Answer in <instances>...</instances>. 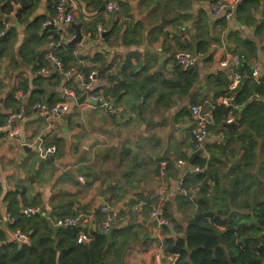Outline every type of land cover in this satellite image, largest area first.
Listing matches in <instances>:
<instances>
[{
    "label": "crops",
    "instance_id": "0c3cea01",
    "mask_svg": "<svg viewBox=\"0 0 264 264\" xmlns=\"http://www.w3.org/2000/svg\"><path fill=\"white\" fill-rule=\"evenodd\" d=\"M25 1L26 6L21 0H0V32L3 22L9 26L4 36L0 34V126L5 127L0 132V228L7 241L18 243L12 213L24 208H39L40 216L61 227L59 221L79 212L98 220L97 213L108 205L120 218L118 228L133 226L137 234L124 264H178V256L164 252V240L185 239L198 210L196 201L205 197L210 212L219 217V234L232 226L233 248L259 255L264 245V135L253 123V145L248 149V141L231 136L237 125L230 110L226 117L215 115L205 145L208 155L197 156L191 107L213 103L217 111L223 106L219 100L231 79V66L223 67L221 61L229 54L239 57L245 79L264 85V31L256 32L264 19V3L255 14L256 23L248 24L236 16L222 22L214 17L216 0H114L118 10L111 15L106 12L110 0H75L73 22L62 41L56 28L45 38L46 22L37 32L40 39L31 38L28 29L37 19L48 21L57 13L53 16L51 0ZM77 25L83 37L78 43L73 42ZM238 40L252 44L253 50L242 55L246 49ZM203 41L205 52L198 49ZM53 43L60 46L55 50ZM186 45L191 46L187 51L206 58L197 65L198 80L181 90L167 83L176 80L174 56ZM53 51L86 82L93 71L104 82L84 89L78 79L68 81L45 60ZM42 68L49 73L42 74ZM122 83L128 89L119 93ZM219 91L225 93L216 96ZM90 93L106 95L115 113L79 102ZM253 97L249 102L262 99ZM36 105L46 106L47 112ZM54 107L65 110L56 115ZM21 108L22 118L8 126L9 115ZM49 147H56V153L41 158L40 149ZM248 155L252 159L245 167ZM196 159L206 164L207 176L212 164L213 174L205 193L201 182L189 183L186 196L194 207L185 208L179 201L184 196L179 183L193 180ZM161 198L164 216L176 227L173 233L150 216ZM100 224L98 220L97 229ZM89 237L82 231L80 240L87 243ZM225 251L230 253L228 247Z\"/></svg>",
    "mask_w": 264,
    "mask_h": 264
},
{
    "label": "trees",
    "instance_id": "16d2710c",
    "mask_svg": "<svg viewBox=\"0 0 264 264\" xmlns=\"http://www.w3.org/2000/svg\"><path fill=\"white\" fill-rule=\"evenodd\" d=\"M57 1L51 0L53 4H50V7L53 16L57 13ZM262 3H264V0H243L236 8V19L240 22L255 24L256 20L254 21V17ZM35 22V25H31L28 31L31 33L32 39H40L37 32L42 23L46 21L43 18H39ZM261 31H264V19L256 29L257 33ZM54 33L55 27L53 25H49L44 29L45 38L49 34ZM56 36H58L57 33ZM238 42L241 47L246 49V51L241 52L242 55L245 56L253 50L251 48L252 44L239 40ZM181 47L183 51H187L190 50L188 48L191 46L186 45ZM205 48L206 41L198 43L200 51L203 50L205 52ZM60 57L65 61L64 54H61ZM241 70L244 73L246 72L243 66ZM173 71L176 80L170 81L167 84L179 87L181 90L189 89L192 83L198 80L199 73L197 67L184 71L179 65L174 64ZM244 79L245 77L236 92L234 104L239 107L244 104L246 105L245 108L237 110L234 107L220 106L215 111V115L216 118L222 117L221 115L226 117L230 110H232L236 118L237 129L231 133V136H240L242 139L248 141V149L251 150L253 140L249 138V134L252 131L253 123L257 124V133L264 135V85L259 86L254 82L251 83L248 79ZM220 83L223 86L221 79ZM182 86H186L187 88L183 89ZM227 86L228 82L224 90L227 89ZM127 89L128 86L124 83L118 88L119 93L123 90L127 91ZM224 93L219 91L216 93V96L219 95L221 97ZM108 94L110 93L108 92ZM253 95L254 97L258 95L262 99H254L249 102L250 97ZM251 159V156H246L245 167L250 165ZM195 165L203 166L204 163L201 159H196ZM212 168L211 164L208 169V176L205 173L206 170L204 173L195 174L193 180L184 182V187L191 190L188 188L190 182L194 185L201 182L203 185L202 192L205 193L207 182L212 178ZM179 201L185 208L194 207V204L186 195L181 196ZM196 204L198 210L191 217L192 221L185 231V239L176 237L165 238L163 247L166 254H177L179 256L178 264L183 262H188L189 264H261L260 260H264V245L260 248L259 255L249 251L236 250V237L232 231V226L225 227L223 231L225 233L220 235L215 226V224L219 225V217H215L210 212V202L204 197L202 200H197ZM100 213H97L96 218L98 217V220L102 221L103 216ZM163 214L165 215V206ZM12 215L16 216V222H13L14 224L11 225V229L26 233L29 236V243L19 245L16 242H8L6 231L0 228V264H124L127 251L133 245V237L137 236L134 233L135 227L133 226L118 228V225H114L109 232L97 229L99 227L96 226L94 229L84 231L89 233L90 241L82 243L80 240V235L83 231L81 227H56L46 217H42L39 214L27 216L23 213V210L21 213L14 212ZM98 220H94L95 225L98 223ZM261 223L264 225V220ZM163 228L173 233L176 227L174 226L173 230L167 227ZM222 243L226 245L222 246ZM227 247L230 250L229 254L225 251Z\"/></svg>",
    "mask_w": 264,
    "mask_h": 264
},
{
    "label": "built area",
    "instance_id": "2783aa9c",
    "mask_svg": "<svg viewBox=\"0 0 264 264\" xmlns=\"http://www.w3.org/2000/svg\"><path fill=\"white\" fill-rule=\"evenodd\" d=\"M242 2V0H216L212 4V11L213 15L216 18L230 21L235 16L236 8L237 6ZM76 10L75 0H58L57 2V15L55 17H52L50 20L46 21L44 23V26L47 27L49 25H53L56 28L57 35L64 40L66 37V32L68 26H70L73 22L74 13ZM118 10V3L114 0H110L106 4V12L111 15L114 12ZM3 25L5 29L0 32L2 36L6 34L7 29H9V26L7 23L3 22ZM98 34L101 35L104 32L103 27H98L97 29ZM53 48L56 50L60 44L59 43H53ZM204 59V54L202 53H196L189 51H181L178 52L174 56V64L179 65L184 71L191 70L199 64L200 61ZM46 61H51L54 63L57 70L68 80L71 81L72 79H78L79 83L84 87V89L90 88L94 82H101L103 83L104 80L100 79L98 72L93 71L91 72L89 76V82H86L84 77L81 74L74 73L73 70L67 69L62 62V60L57 56L56 52H50L45 56ZM240 59L236 55L229 54L224 60L221 61L223 67L231 66V79L228 83L226 93L223 97L219 100V105H223L225 107L231 108L234 107L235 103V94L240 86V84L243 81L245 73L239 69L240 66ZM42 74L49 73V70L47 68L41 69ZM254 74L257 76L259 74V69H254ZM66 94L70 97H72L74 100H77L78 97L75 93L72 91H66ZM85 104L92 109L97 108H104L110 113L114 114L115 109L112 106V104L105 98L104 95L101 93H90L88 95V98L85 101ZM218 104L213 103H206L205 105H194L191 107V114L193 118V129L192 134L194 136L195 140V147L196 150L200 151V154H202V157H207L206 152V142L208 140L209 134H210V127L213 125L215 120V110L217 108ZM37 109L40 110V112H47V107L42 105H36ZM65 110L64 107H54L51 112L54 114H61ZM23 109L21 108L19 111H12V113L8 117V126H11V124L17 120L22 118L23 116ZM5 129V127L0 126V132H2ZM56 147H49L47 149H40V157L41 158H47L49 155H53L56 153ZM193 173H204L206 170V164L203 166L200 165H194L193 167ZM83 180V178L81 179ZM180 193L186 195L190 192V190L186 189L184 187V180L181 179L180 183ZM164 198L159 199L156 207L151 211L150 216L151 218L156 221L159 227H167L171 230L174 229V224L168 220L164 214ZM100 212L103 216V219L100 224V230L104 232H109L114 225H117L119 223V217L117 214L113 213L110 210V207L108 205H103L100 209ZM23 213L27 216L32 215H38L40 214L39 208H24ZM95 219L92 216L84 215L80 213L77 216L73 217H65L61 221L58 222V225L61 227H81L83 232L87 229H94L96 227L95 225ZM12 223V222H11ZM86 233V232H84ZM16 240L20 245L28 244L29 243V236L24 232H17L15 234ZM84 239H87L85 237ZM175 256H178L175 254ZM179 257V256H178Z\"/></svg>",
    "mask_w": 264,
    "mask_h": 264
},
{
    "label": "water",
    "instance_id": "95a60500",
    "mask_svg": "<svg viewBox=\"0 0 264 264\" xmlns=\"http://www.w3.org/2000/svg\"><path fill=\"white\" fill-rule=\"evenodd\" d=\"M21 3H22V5L23 6H26V5H28V3L25 1V0H21ZM76 28H77V30H78V33H77V36H76V38H75V40L73 41V42H81L82 40H83V37H82V34L80 33V25H77L76 26ZM194 54H196V51L195 52H193ZM86 100V95L79 101L80 103L81 102H83V101H85ZM234 105H236V104H234ZM200 153H197V156L199 155ZM196 157V155L193 157V158H195ZM191 159V164H193L194 163V159ZM160 162V161H159ZM160 168H161V165H159L158 166V169H157V174L159 173V171H160Z\"/></svg>",
    "mask_w": 264,
    "mask_h": 264
}]
</instances>
